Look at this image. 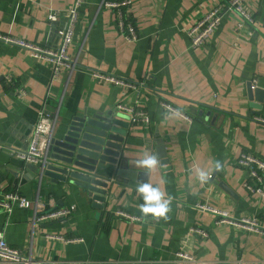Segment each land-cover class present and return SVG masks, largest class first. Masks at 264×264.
<instances>
[{
  "label": "crops",
  "instance_id": "crops-1",
  "mask_svg": "<svg viewBox=\"0 0 264 264\" xmlns=\"http://www.w3.org/2000/svg\"><path fill=\"white\" fill-rule=\"evenodd\" d=\"M103 1L84 0L79 7L69 47L76 65L62 69L57 79H52L49 63L0 40V141L5 146L0 150V193L27 199L25 208L0 209V232L23 254L50 261L264 264V235L216 225L212 214L195 208L207 203L236 218L257 217L264 227V203L244 189L247 172L235 164L243 152L264 161V123L256 119H264V0H245L253 23L238 27V17L225 13L206 46L195 50L187 30L227 0H130L135 42L121 35L117 12ZM74 2L0 0V35L56 47L58 29ZM50 13L57 21H48ZM95 71L134 87L99 81L92 76ZM118 104L142 110L148 122L131 124L128 117L119 159L134 172L133 179H116L106 166L112 178L106 179L102 203L77 186L40 178L37 165L9 151L26 147L41 107L57 114L55 136L73 115L116 110ZM146 152L160 161L151 171L135 166ZM198 170L211 179L201 183ZM143 182L169 199L166 217L140 212L143 200L136 188ZM36 205L41 212L36 213ZM71 206L75 209L61 220H35L38 214ZM117 209L139 220L118 216ZM178 252L191 255L192 261L179 260Z\"/></svg>",
  "mask_w": 264,
  "mask_h": 264
},
{
  "label": "built area",
  "instance_id": "built-area-1",
  "mask_svg": "<svg viewBox=\"0 0 264 264\" xmlns=\"http://www.w3.org/2000/svg\"><path fill=\"white\" fill-rule=\"evenodd\" d=\"M84 0H75L72 7H70L64 19V22L58 29L59 42L56 47L49 48L41 46L39 44L30 43L23 39H16L13 37L0 35V40L15 45L19 48L25 49L29 55L36 59H41L50 64L52 79H57L62 69L71 71L74 69L76 62L69 56V47L73 43L74 29L78 19V9ZM102 5L113 9L117 12L118 17V31L124 36L126 41L135 42L138 40L137 33L135 31L132 17L130 14V0H105ZM231 13L238 17L241 23L244 22L253 23V19L250 12L247 9L245 0H227V3L216 4L210 11L205 13L193 26L187 30V35L190 40L191 49H200L206 46L208 39L214 34L216 29L221 23V19L225 13ZM49 22L53 23L57 21L55 14L50 13L47 16ZM92 76L99 81H105L115 85H127L128 87H134L133 83L125 82L124 79L116 77L114 75H107L99 71L92 73ZM20 93H23L22 91ZM162 107L177 113L184 118L188 117L176 111L173 107L166 103H161ZM116 110L120 113H124L129 117V121L132 124L147 123L148 118L145 112L142 110H136L130 106L118 104ZM37 120L33 127L32 135L30 136L27 145L24 149H10L9 151L20 161L37 166H43L48 163L46 158L47 148L52 137V131L55 126L57 118L56 113H51L45 110L44 107L37 113ZM259 122L264 123V119L256 118ZM5 149V146L0 141V150ZM235 164L244 169L247 172V181L244 182L243 187L252 196H255L257 200L264 203V161L255 156L252 153L243 152L240 153L236 159ZM211 179V175L208 176ZM12 205H17L19 208H25L27 206V199L17 193H0V209L5 211H11ZM195 208L201 212L212 214L215 218V224H226L231 227L237 228L242 231L262 234L264 235V227L261 225L257 217H242L236 218L228 215L226 212L219 210L207 203H200L195 205ZM75 209L74 206L64 209L50 210L43 214H38L35 220L41 222L45 219H63ZM36 205V213L38 211ZM118 216L128 218L131 220H139V217L117 209L114 212ZM158 220V219H155ZM193 232L206 237V232L202 229H193ZM59 240L65 242L80 241L81 239H66L63 237H56ZM177 258L182 261L190 262L193 257L186 253L178 252ZM0 262H8L11 264H76L68 261H50L42 260L32 257L29 254H23L19 249L10 246L5 240L3 233L0 232ZM233 264H241L235 262Z\"/></svg>",
  "mask_w": 264,
  "mask_h": 264
},
{
  "label": "water",
  "instance_id": "water-1",
  "mask_svg": "<svg viewBox=\"0 0 264 264\" xmlns=\"http://www.w3.org/2000/svg\"><path fill=\"white\" fill-rule=\"evenodd\" d=\"M127 120V115L113 109L94 113L84 110L73 115L51 137L46 152L48 163L38 166L40 178L77 186L85 190L90 199L104 202L106 179L112 178V174L116 179H133L134 172L119 159ZM162 162L167 163L166 159ZM106 166L113 169L112 174L106 171Z\"/></svg>",
  "mask_w": 264,
  "mask_h": 264
},
{
  "label": "clouds",
  "instance_id": "clouds-1",
  "mask_svg": "<svg viewBox=\"0 0 264 264\" xmlns=\"http://www.w3.org/2000/svg\"><path fill=\"white\" fill-rule=\"evenodd\" d=\"M160 161L157 155L144 154L142 159L135 162L137 168L151 171L159 165ZM198 179L201 183H206L208 174L203 170L197 171ZM137 193L141 196L143 204L140 205V212L144 216H152L156 218H164L169 212V199L165 198V193L158 187H154L151 183H140L136 188Z\"/></svg>",
  "mask_w": 264,
  "mask_h": 264
}]
</instances>
